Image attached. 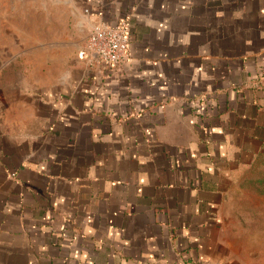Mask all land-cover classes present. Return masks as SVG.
I'll list each match as a JSON object with an SVG mask.
<instances>
[{"label": "crops", "instance_id": "0c3cea01", "mask_svg": "<svg viewBox=\"0 0 264 264\" xmlns=\"http://www.w3.org/2000/svg\"><path fill=\"white\" fill-rule=\"evenodd\" d=\"M70 1L129 60L50 77L0 29V264H264V0Z\"/></svg>", "mask_w": 264, "mask_h": 264}, {"label": "rangeland", "instance_id": "374dc122", "mask_svg": "<svg viewBox=\"0 0 264 264\" xmlns=\"http://www.w3.org/2000/svg\"><path fill=\"white\" fill-rule=\"evenodd\" d=\"M68 2L72 5L70 0H0V29L8 26L19 43L15 61H48L50 77L74 65L86 33L79 25L80 10L78 19Z\"/></svg>", "mask_w": 264, "mask_h": 264}, {"label": "built area", "instance_id": "2783aa9c", "mask_svg": "<svg viewBox=\"0 0 264 264\" xmlns=\"http://www.w3.org/2000/svg\"><path fill=\"white\" fill-rule=\"evenodd\" d=\"M87 14L88 10H84ZM129 24L121 19L115 24H92L77 58L90 67L98 66L104 74L111 73L129 60Z\"/></svg>", "mask_w": 264, "mask_h": 264}]
</instances>
